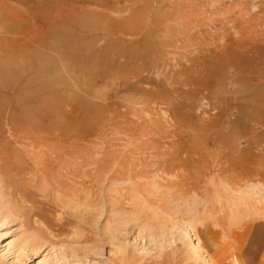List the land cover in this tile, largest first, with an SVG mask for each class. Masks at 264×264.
Listing matches in <instances>:
<instances>
[{"label":"rangeland","instance_id":"1","mask_svg":"<svg viewBox=\"0 0 264 264\" xmlns=\"http://www.w3.org/2000/svg\"><path fill=\"white\" fill-rule=\"evenodd\" d=\"M258 224L264 0H0V264H241Z\"/></svg>","mask_w":264,"mask_h":264},{"label":"crops","instance_id":"2","mask_svg":"<svg viewBox=\"0 0 264 264\" xmlns=\"http://www.w3.org/2000/svg\"><path fill=\"white\" fill-rule=\"evenodd\" d=\"M263 240H264V225L258 224L256 225L254 229V237H252V241H251L253 249L249 253L243 254L242 252V255H244L245 258L244 257L242 258L241 264H264V241ZM241 250L243 251V248ZM216 254L218 257L217 260L220 262L219 264H230L227 259L229 256V253L225 246L224 248L216 252ZM212 261L213 259L211 260V264L213 263Z\"/></svg>","mask_w":264,"mask_h":264}]
</instances>
